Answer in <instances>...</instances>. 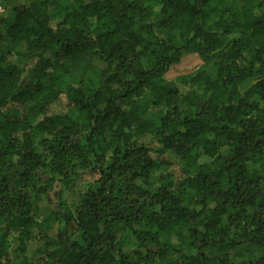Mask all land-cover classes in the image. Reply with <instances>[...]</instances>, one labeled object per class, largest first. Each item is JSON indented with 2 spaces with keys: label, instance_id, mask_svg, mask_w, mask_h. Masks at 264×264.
Listing matches in <instances>:
<instances>
[{
  "label": "trees",
  "instance_id": "1",
  "mask_svg": "<svg viewBox=\"0 0 264 264\" xmlns=\"http://www.w3.org/2000/svg\"><path fill=\"white\" fill-rule=\"evenodd\" d=\"M0 5V264H264V0Z\"/></svg>",
  "mask_w": 264,
  "mask_h": 264
},
{
  "label": "rangeland",
  "instance_id": "2",
  "mask_svg": "<svg viewBox=\"0 0 264 264\" xmlns=\"http://www.w3.org/2000/svg\"><path fill=\"white\" fill-rule=\"evenodd\" d=\"M201 64L200 59L196 55L185 57L180 64L175 67H172L168 72L167 76L171 79L175 76H179L181 74H185L190 70L197 68Z\"/></svg>",
  "mask_w": 264,
  "mask_h": 264
},
{
  "label": "built area",
  "instance_id": "3",
  "mask_svg": "<svg viewBox=\"0 0 264 264\" xmlns=\"http://www.w3.org/2000/svg\"><path fill=\"white\" fill-rule=\"evenodd\" d=\"M4 8L0 5V16L3 14Z\"/></svg>",
  "mask_w": 264,
  "mask_h": 264
}]
</instances>
